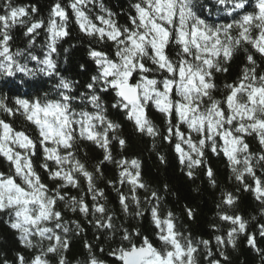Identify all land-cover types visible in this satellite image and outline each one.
Here are the masks:
<instances>
[{
    "label": "snow or ice",
    "instance_id": "1",
    "mask_svg": "<svg viewBox=\"0 0 264 264\" xmlns=\"http://www.w3.org/2000/svg\"><path fill=\"white\" fill-rule=\"evenodd\" d=\"M246 2L214 0L217 14L230 18L218 23L202 14L206 10L211 16L212 6H198L197 0H131L126 22L120 24L102 0H69L67 6L56 2L46 21L35 19V5L6 0L0 13V76L39 73L57 78L52 94L18 95L11 103L7 95L0 96V159L8 165L6 172L0 171V213L7 214L8 226L32 253L25 257L16 252V264H52L49 257H56V264H69V235L85 229L79 219L65 218L67 212L86 221L97 241L103 236L115 244L107 253L113 264H199L200 245L207 250L205 258L212 257L210 241L181 232L175 214L162 208L160 192L143 181L140 161L123 155L127 140L118 134L122 125L109 118L103 94L112 95L111 108L131 122L137 134L152 139L153 148L157 138L166 142L189 180L201 170L213 189L220 188L216 216L228 227L213 238L224 261L228 257L222 249L234 248L240 234L261 251L255 236L247 233V221L233 211L238 196L219 185L207 161L208 152L222 155L236 191L251 192L264 205V0H255L253 12L245 11ZM68 9L80 32L96 42L93 46L90 41L87 49L93 74L79 95L73 94L78 82L61 75L53 59L58 41L69 35ZM17 27L30 38L29 49L12 50ZM41 29L46 33L42 56L30 50ZM241 50L245 63L238 77L219 87L217 74L227 73ZM80 68L88 70L84 64ZM149 109L163 117V130L150 119ZM17 116L37 134L17 129L11 122ZM249 137L258 142V153L251 150ZM85 143L101 154L91 165L79 155H88ZM117 146L120 152L114 155ZM159 159L164 162L162 155ZM107 165L115 166V178L106 176ZM98 181L116 192L124 216L150 215L159 247L138 229L116 223L117 212L108 206ZM184 208L194 219L193 209ZM211 227L218 231L216 225ZM259 235L264 237V224ZM84 247V264H107L95 255L92 243L86 241ZM104 251L101 246L99 252ZM208 264L221 260L210 259Z\"/></svg>",
    "mask_w": 264,
    "mask_h": 264
},
{
    "label": "trees",
    "instance_id": "2",
    "mask_svg": "<svg viewBox=\"0 0 264 264\" xmlns=\"http://www.w3.org/2000/svg\"><path fill=\"white\" fill-rule=\"evenodd\" d=\"M5 2L6 0H0V13L3 12ZM56 2L67 6L69 0H12L14 5H35L38 9L35 19H44L45 21L47 20L51 6ZM130 2L131 0H102L104 6L116 14L115 19L120 24L126 22L124 13L128 11ZM197 5H203L205 8L212 6L211 16H208L206 10L202 12L209 19V22H227L230 19L225 17L223 12L217 14L214 0H197ZM98 11L99 8L94 9V12ZM245 11H255V0H247ZM68 12L69 35L58 41L57 52L53 54V59L57 62V70L61 75L78 82L75 85L73 94L79 95L80 92L86 90L84 85L90 81V77L93 74L94 64L88 58L87 49L90 41L93 46H96V42L80 32L78 25L74 21V17L71 15V9H68ZM39 32L40 34L35 38V46L30 50L42 56L46 43V33L43 29L39 30ZM12 35L13 40L10 43L13 51L17 49H29L28 40L30 38L24 36L23 28H15ZM257 60L259 62V57H257ZM21 62H23V59H21ZM244 63L245 54L241 50L228 65V72L217 74V85L222 88L225 82L231 83L234 81L238 77L240 68ZM81 64H84L88 70L82 71L80 68ZM29 67H35L34 63L29 62ZM260 70L264 71V64H261ZM56 83V77H48L39 73L33 77H26L21 73H17L14 77L0 76V96L7 95L11 103V98L18 95L32 97L37 95L43 96L46 92L52 94L54 93ZM216 95L219 96L220 93L218 92ZM103 100L108 107L109 118L122 125L121 129L118 130V134L127 140V146L123 151V155L129 159L136 158L140 161L143 181L150 185L151 189H156L160 192L162 208L165 210L170 209L175 214L177 228L185 235L190 233L194 240L204 239L210 241L209 247L213 255L206 259L207 250L203 248V245H200L197 257L199 264H208L210 259H219L221 260V264H264V237L259 235V226L264 224V214L261 213L264 205L257 201L251 192H245L242 189L239 192L236 191L238 185L234 179L229 181V169L222 155L217 157L208 152L207 161L214 170L219 185L238 196L239 199L233 211L239 212L247 221V233L255 236L256 245L261 250L258 253L253 247L248 245L246 235L240 234L236 237L234 248L228 246L222 249L228 257L227 261H224L220 257L217 244L213 238L215 235L224 234L228 227L216 216V203L219 199L220 188L213 189L208 184L207 178L202 174L201 170L197 171L194 179L189 180L184 174L186 169L182 171V166L176 158L175 152L166 142L157 138L155 140V148H153L152 139L137 134L134 131L132 123L126 121L118 110L111 108V103L113 102L111 94H103ZM148 114L150 119L163 130V117L156 113L154 109H149ZM5 119L11 120L8 117H5ZM11 122L17 129H24L31 136L37 134L34 126L28 124L20 116H17ZM248 143L254 153L260 151V146L254 138L249 137ZM83 147L88 155L85 156L84 152H80L79 155L81 159L88 160L89 165L100 158V151L95 149L94 146L85 143ZM119 152V147H115L113 154L117 155ZM161 155L164 157L163 163L159 159ZM7 170V162L0 159V171L6 172ZM257 173H260L259 167L257 168ZM106 176L115 178L114 165L106 166ZM98 183L100 187L105 188V194L109 202L108 206L114 208L117 212L119 219L116 223L118 225L123 223V226L130 230L138 229L142 235L148 236L152 243L159 247V243L155 238V229L150 223V215L146 213L143 218L139 219L132 216H124L120 213L116 192L108 187L105 181H98ZM165 184L168 186L167 192L164 190ZM124 191L127 192V187L124 188ZM73 194L76 193L73 192ZM139 194L141 199H143L145 193L141 190ZM185 205L193 209L195 213L194 219L188 218L184 208ZM65 218L79 219L85 229V231L79 234L73 232L69 235L70 249L66 253L69 264H84L88 256V252L84 247L86 241L92 243L93 250L98 258L107 261V264H113L112 257H109L107 254L109 248L115 246L112 241L106 240L103 236L97 241L94 238L97 233L78 215L67 212L65 213ZM7 220V214L0 213V264H4L5 260L9 264H16V252L24 254L25 257H30L32 253L21 246L17 240V233L8 226ZM212 225H216L218 231H214L211 227ZM101 246L105 249L104 253L99 252ZM49 258L52 264H56V257Z\"/></svg>",
    "mask_w": 264,
    "mask_h": 264
}]
</instances>
